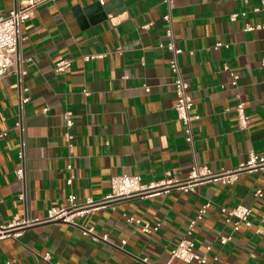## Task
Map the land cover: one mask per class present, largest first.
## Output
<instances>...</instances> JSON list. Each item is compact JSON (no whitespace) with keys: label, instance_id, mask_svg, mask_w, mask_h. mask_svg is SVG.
<instances>
[{"label":"crops","instance_id":"crops-1","mask_svg":"<svg viewBox=\"0 0 264 264\" xmlns=\"http://www.w3.org/2000/svg\"><path fill=\"white\" fill-rule=\"evenodd\" d=\"M12 3L0 0V14ZM259 5L260 0H173L179 62L198 116L190 145L173 108L170 53L160 46L167 42L162 0L39 4L21 27L25 91L14 72L0 78V132L6 133L0 138V225L43 218L48 208L66 206L71 193L78 203L102 199L117 174L139 175L145 182L167 173L183 178L194 162L218 171L245 162L250 152L264 155V30H245L261 22ZM62 60L70 65L58 72L55 65ZM233 73L239 75L236 86ZM22 96L29 98L23 104ZM237 96L249 115L244 130L237 128ZM66 110L73 120L69 128ZM20 117L22 128L16 126ZM20 165L21 180L15 174ZM258 188L262 196L254 195ZM205 201L212 207L192 236L195 250L207 258L203 264H264V235L253 228L241 225L230 241L217 244L230 228L215 208L250 206L257 223L264 212V168L241 171L228 185L199 184L190 194L171 190L120 199L76 217L75 224L26 227L19 237L0 238V264H198L170 260V250ZM122 214L160 227L143 233ZM81 227L93 232L84 235Z\"/></svg>","mask_w":264,"mask_h":264},{"label":"built area","instance_id":"built-area-1","mask_svg":"<svg viewBox=\"0 0 264 264\" xmlns=\"http://www.w3.org/2000/svg\"><path fill=\"white\" fill-rule=\"evenodd\" d=\"M47 0H13L11 8L6 14H0V78L14 72L17 75V80L20 86L21 92L25 91L22 87V77L25 74L23 68L24 56L21 53V42L23 40L21 34V27L24 22L30 19L35 11V8ZM166 5V13L163 15L164 21H166L165 36L167 42L161 44V47H165L170 53L169 70L172 75V86L175 93V102L173 108L176 112L177 118L183 125V132L185 134V140L188 144L193 143L192 126L194 121L198 119V116L192 113L193 98L189 90V84L184 76V72L179 62V56L182 53V49L177 45L174 38L171 10L173 8V0H162ZM261 12L262 20L256 25H245V30L263 29L264 30V0H260V5L255 9ZM234 14L233 16H235ZM148 24L144 25L147 27ZM217 45H222L218 43ZM101 55H93L90 58L101 57ZM70 62L68 60H62L56 63L55 70L60 72L69 67ZM260 65L264 68V55L260 60ZM226 68V67H225ZM231 85L236 86L239 75L232 74ZM224 85H222V88ZM88 94V93H86ZM237 101L234 106L236 113L237 128L239 130L247 129L249 125V115L245 111V102L236 97ZM28 97H21V104L28 101ZM66 128H69L73 124L71 112L66 110L62 114ZM22 117L16 122V126L22 128ZM6 135L5 132H0V138ZM68 140L71 139L69 133H65ZM19 158H24L23 144L18 151ZM70 167V166H69ZM264 168V155L250 152L245 162L239 164L234 168L220 169L218 171H212L207 166L194 162L186 175V177L180 178L172 176L169 173L160 180H151L145 182L139 175L131 174H117L110 179L109 192L99 200H94L91 197L85 198L82 202H76V196L71 193L68 195V204L66 206H52L47 209L46 215L43 218L34 219H21L11 220L7 224L0 225V238L7 236L19 237L22 234L24 228L46 223V222H61L67 224H75V218L78 216H84L85 214L106 207L110 202H114L120 199L140 196V197H157L162 194L168 193L171 190H177L179 192L190 194L195 192L197 185L207 182H220L223 185L232 184L236 175L241 171L254 172ZM24 167L20 165L15 174L18 179L24 178ZM72 182V176L70 175L66 179V183ZM255 196H262L263 190L258 188L254 191ZM212 207L210 201H205L197 209L196 213L188 220L185 235L181 237L170 250V260H178L184 263L196 262L203 264L207 262V258L204 254H199L195 250L193 236V229L203 220L207 211ZM217 211L223 216V221L226 226H229L228 233H221L217 238V244L224 245L232 239L235 232L240 230V226L244 225L247 228H253L257 234L264 235V212L259 215L258 222L254 223L250 219L251 207L244 204H236L228 207L224 205H217L215 207ZM125 221L129 224H133L140 229L143 233L151 234L158 230L160 227L159 222L151 223L148 221H142L140 218H135L132 215L122 214ZM81 232L84 235L91 234L93 228L81 227ZM102 239L107 240V236H101ZM125 240H121L120 244H124ZM211 245L206 246V250L211 249ZM43 258L48 261L50 259L49 254H45ZM144 261L146 259L144 258ZM170 262L164 263L169 264ZM3 264H10V261H5ZM53 264H61L54 262Z\"/></svg>","mask_w":264,"mask_h":264}]
</instances>
